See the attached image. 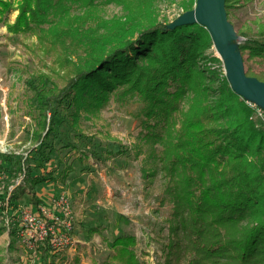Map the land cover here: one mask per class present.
<instances>
[{
	"label": "trees",
	"instance_id": "trees-1",
	"mask_svg": "<svg viewBox=\"0 0 264 264\" xmlns=\"http://www.w3.org/2000/svg\"><path fill=\"white\" fill-rule=\"evenodd\" d=\"M196 1L183 4L189 10ZM240 2L225 0L228 21ZM108 4L121 6L123 14L105 18L99 9ZM0 22L10 33L35 36L34 50L46 70L38 74L35 92L40 119L25 157L31 164L0 152V171L6 174L0 180V236L6 231L2 216L12 221L10 235L20 228L23 196L47 227L55 224L42 212L48 203L37 196V187L59 180L50 168L56 139L62 141L59 108H70L77 123L80 98L102 105L113 94H127L140 102L139 115L157 118L164 128L155 136L163 144L173 226L163 264H264V127L225 73L208 65L223 62L205 54L212 39L203 25L168 27L157 17L155 0H0ZM240 34L246 75L264 81V23ZM62 147L79 149L69 139ZM73 169L65 166L62 183L68 184ZM86 230L89 236L101 233L100 226ZM53 236L48 232L34 241L39 245L28 252L30 258L53 264L58 255ZM103 238L107 252L99 264H146L134 234L116 227L113 239Z\"/></svg>",
	"mask_w": 264,
	"mask_h": 264
},
{
	"label": "rangeland",
	"instance_id": "rangeland-1",
	"mask_svg": "<svg viewBox=\"0 0 264 264\" xmlns=\"http://www.w3.org/2000/svg\"><path fill=\"white\" fill-rule=\"evenodd\" d=\"M184 2L155 0L157 17L169 27L196 8L195 3L187 10ZM99 12L105 18L123 14L122 7L115 4L102 6ZM17 13H12L11 22ZM228 22L229 34L236 37L229 44L238 50L245 39L240 34L241 29L264 23V0H241L240 6L232 9ZM35 42V36L10 33L0 22V152L5 153L1 150L5 147L6 153L24 157L22 163L26 166L31 164L25 159L33 145L30 135L40 119L35 96L40 85L38 74L46 71L34 50ZM205 54L208 58L219 57L213 41ZM208 65L226 75L223 63L210 61ZM242 98L246 103L252 100ZM79 104L77 123L72 120L70 108L64 106L59 108L60 115L56 119V129L63 142L56 139L57 148L51 152L50 168L54 166V176L59 180L37 187V196L48 203V211L55 209L53 199L61 195L68 197L71 223L75 224L72 234L61 237L60 228V237L53 236L52 239L59 240L54 244L58 255L52 257L53 264H99L102 253L107 252L103 237L113 239L116 227L136 236V252L146 264H163L169 229L173 226V204L165 194L166 178L161 168L163 144L155 136L164 134V128L157 118L138 114L140 102L136 96L113 94L102 105H92L86 96L80 98ZM260 109V113L254 111L253 118L262 121L264 127V108ZM50 119L51 114L48 123ZM68 139L79 149L62 147ZM83 155L84 161L80 162L78 158ZM68 164L74 169L69 173L68 184H64L60 175ZM26 201L27 196H23L22 206L28 210ZM97 226L101 227V233L89 236L86 229ZM37 243L26 233L25 236L3 233L0 262L38 264L28 253L39 245Z\"/></svg>",
	"mask_w": 264,
	"mask_h": 264
},
{
	"label": "water",
	"instance_id": "water-1",
	"mask_svg": "<svg viewBox=\"0 0 264 264\" xmlns=\"http://www.w3.org/2000/svg\"><path fill=\"white\" fill-rule=\"evenodd\" d=\"M193 23H199L209 31L233 91L251 98L264 108V81L246 75L240 51L229 44L236 37L229 34L225 0H197L194 10L183 14L169 27Z\"/></svg>",
	"mask_w": 264,
	"mask_h": 264
},
{
	"label": "built area",
	"instance_id": "built-area-1",
	"mask_svg": "<svg viewBox=\"0 0 264 264\" xmlns=\"http://www.w3.org/2000/svg\"><path fill=\"white\" fill-rule=\"evenodd\" d=\"M247 104L250 107H252L254 110H256V111L258 110L259 113L261 112L260 108H262V107L256 101H254V100L250 101L249 100V101H247ZM1 150H2V152H5V153L8 152V150L5 147L1 148ZM4 177H6V174L3 171H0V180L3 179ZM22 179H23V176L17 180L15 185H11L9 187L8 195H10V193L13 191L14 187L16 185H18ZM5 202H6L5 206L7 207L8 198ZM52 203H53L54 208L57 210L58 214L50 212L45 208H42V212L45 213L50 220L55 221L54 225L47 227L45 220L40 218L38 215L34 214L31 210H29V209L25 210L23 208L22 217H21L22 218L21 226L18 229L17 233H21L23 236H25V233H26L29 238L32 237L33 241H43L45 239V237L47 236L48 232H50L52 235H56L58 237L68 236L70 234L69 232L72 229L71 210H70L69 199L65 195H61V196L57 197L56 199H53ZM2 205H3V203L0 201V208ZM1 219L4 220V223L6 226L5 233L10 234L11 228H12V226H11L12 221H11L10 217H8V215H5V216H2ZM58 221H59V223H58ZM22 228H24V229H22ZM60 228H62L63 233L61 232L62 234L59 236V234L57 235V232L58 231L60 232ZM58 241H59L58 239H52V242L54 244Z\"/></svg>",
	"mask_w": 264,
	"mask_h": 264
}]
</instances>
